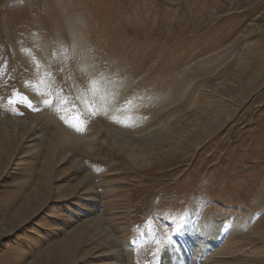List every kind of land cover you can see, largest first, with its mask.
I'll use <instances>...</instances> for the list:
<instances>
[{
	"label": "rangeland",
	"instance_id": "1",
	"mask_svg": "<svg viewBox=\"0 0 264 264\" xmlns=\"http://www.w3.org/2000/svg\"><path fill=\"white\" fill-rule=\"evenodd\" d=\"M0 264H264V0H0Z\"/></svg>",
	"mask_w": 264,
	"mask_h": 264
},
{
	"label": "bare ground",
	"instance_id": "2",
	"mask_svg": "<svg viewBox=\"0 0 264 264\" xmlns=\"http://www.w3.org/2000/svg\"><path fill=\"white\" fill-rule=\"evenodd\" d=\"M44 119H45V117H44ZM40 121V120H39ZM50 121V120H49ZM41 122V121H40ZM16 125V124H15ZM22 124H19L18 126H21ZM24 125V124H23ZM26 126H28V125H26ZM26 126H24V127H26ZM15 127V126H14ZM40 127V126H39ZM44 128V127H43ZM42 128V129H43ZM25 129V128H24ZM27 129V128H26ZM15 130V129H14ZM19 130V129H18ZM23 130V129H22ZM64 130V129H63ZM20 131V130H19ZM4 132V131H3ZM13 132V131H12ZM61 133H62V135L64 136V137H62V139H64V142L63 143H65L66 145H68L70 142L69 141H71L72 140V136L71 135H67V134H63V132H62V130L60 131ZM16 133V132H15ZM37 133V132H36ZM67 133V132H66ZM7 138V137H6ZM11 138V137H10ZM58 138V137H57ZM61 139V138H60ZM46 140V139H45ZM68 142V143H67ZM71 145V144H70ZM57 146V145H56ZM64 147V146H63ZM62 147V148H63ZM65 148V147H64ZM56 152H57V149L55 150ZM53 155V154H52ZM4 159V158H3ZM6 159V158H5ZM205 233H207L208 234V232H205ZM205 238L206 239H208V236H205ZM110 240V239H109ZM182 242V241H181ZM62 251H59V252H64L66 249H67V247L66 248H64V246L62 245V247H59ZM187 253V252H186ZM196 255V254H195ZM117 257V256H116Z\"/></svg>",
	"mask_w": 264,
	"mask_h": 264
}]
</instances>
